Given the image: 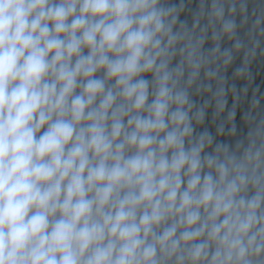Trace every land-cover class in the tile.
I'll list each match as a JSON object with an SVG mask.
<instances>
[{"label": "clouds", "instance_id": "1", "mask_svg": "<svg viewBox=\"0 0 264 264\" xmlns=\"http://www.w3.org/2000/svg\"><path fill=\"white\" fill-rule=\"evenodd\" d=\"M210 15L205 49L168 0H0V264H264V120L197 131Z\"/></svg>", "mask_w": 264, "mask_h": 264}, {"label": "trees", "instance_id": "2", "mask_svg": "<svg viewBox=\"0 0 264 264\" xmlns=\"http://www.w3.org/2000/svg\"><path fill=\"white\" fill-rule=\"evenodd\" d=\"M179 10V20L187 22L191 28L194 21L199 19L196 27L197 34L205 30L204 48L215 46L213 33L219 31V22L212 21L211 11L214 4L224 9V19L235 22V31L229 39L223 36L219 40L221 49H232V61L224 66L222 62L212 65L219 76L223 77L222 85L226 105L224 110L216 115L215 102L212 101L206 109L204 125L197 131L207 128L217 134L218 138L234 143L237 139L244 140L247 134L264 120V0H168ZM239 44L237 50L234 45ZM200 82L211 83L213 90L219 85L213 79L204 78L203 71L197 83L191 88L193 99L198 105L211 100L212 93L197 92ZM230 112L233 119L228 120ZM223 125L224 131L217 133ZM235 126V132L230 129Z\"/></svg>", "mask_w": 264, "mask_h": 264}, {"label": "rangeland", "instance_id": "3", "mask_svg": "<svg viewBox=\"0 0 264 264\" xmlns=\"http://www.w3.org/2000/svg\"><path fill=\"white\" fill-rule=\"evenodd\" d=\"M204 125V124H203Z\"/></svg>", "mask_w": 264, "mask_h": 264}]
</instances>
